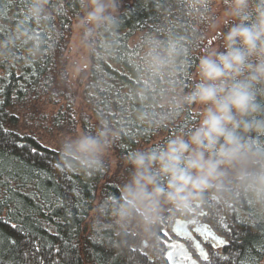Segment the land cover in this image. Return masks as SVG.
<instances>
[{
	"label": "clouds",
	"instance_id": "9594fccd",
	"mask_svg": "<svg viewBox=\"0 0 264 264\" xmlns=\"http://www.w3.org/2000/svg\"><path fill=\"white\" fill-rule=\"evenodd\" d=\"M63 2L29 0L22 17L7 25L11 34L0 38V59L11 60L18 47L32 60L46 55L44 33ZM78 4L80 46L90 56L110 55L121 27L120 0ZM189 6L197 19L210 18L194 71L188 36L146 34L129 95L145 107L135 118L150 130L169 127L186 111L196 113V123L131 152L119 195L99 201L92 213L94 228L110 225L122 241L133 232L153 250L161 225L177 218L201 210L230 213L245 202L264 212V0H190ZM122 134V126L101 116L92 132L62 135L58 168L85 176L106 172L116 164L112 149Z\"/></svg>",
	"mask_w": 264,
	"mask_h": 264
},
{
	"label": "trees",
	"instance_id": "16d2710c",
	"mask_svg": "<svg viewBox=\"0 0 264 264\" xmlns=\"http://www.w3.org/2000/svg\"><path fill=\"white\" fill-rule=\"evenodd\" d=\"M189 2H128L120 11L121 27L111 54L90 56V67L78 83L82 87L80 110L76 106L77 90L73 93L60 75L63 68L58 60L68 43L71 24L80 13L78 0H64L62 14L44 33L47 54L41 59L32 60L19 47L11 52V60L0 59V264H37L31 253L34 245L42 244L67 247V264H166L164 232L170 236L171 244H189L196 252L176 230L181 218L171 225H161L153 258L131 251L137 249L135 233H126L127 238L122 241L110 225L101 230L94 228L92 222L95 205L110 195H119L121 184L131 172L124 163L131 152L153 144L151 137L155 142L196 123V113L186 111L169 127L150 130L135 118V113L145 107L129 95L130 86L141 72L142 38L146 34L162 39L169 34L188 36L192 44L187 58L194 71L209 21L197 19ZM28 4L29 0H0V38L11 34L7 25L22 17ZM138 32L142 33L139 38ZM190 83L186 80L184 86ZM152 107L156 108L155 102ZM101 116L123 127L122 138L112 149L115 166L94 176L56 167L60 137L74 134L79 128L94 131ZM58 120L63 122L59 126ZM19 144L25 146L21 148ZM32 148L43 155L32 153ZM200 212L202 222L218 230L224 242L219 250L208 243L210 261L196 252L200 264H264V212L250 202L221 215ZM20 228L28 235H21ZM57 233L63 239H58ZM12 240L20 246L18 251ZM143 244L141 241L139 247ZM25 253L29 255L25 257ZM36 255H45V251ZM53 259L65 264L55 252ZM44 264H48L46 258Z\"/></svg>",
	"mask_w": 264,
	"mask_h": 264
},
{
	"label": "flooded vegetation",
	"instance_id": "af4514ba",
	"mask_svg": "<svg viewBox=\"0 0 264 264\" xmlns=\"http://www.w3.org/2000/svg\"><path fill=\"white\" fill-rule=\"evenodd\" d=\"M130 1H132V0H124L123 2H121V4H119L120 11ZM141 35H142V33L138 32L136 34V37L139 38ZM150 139L154 143L155 138L151 137ZM200 215H201V212L199 211L198 213H195L192 216V218H190V219L181 218L180 221H183L187 225L189 231L192 234L190 237H184V238H186L187 240L190 241V244L194 246L196 252H198L199 255L202 257L198 248L195 246L194 241L201 242L205 246V248L207 249V252H208V243L209 244L211 243L216 250H219L222 248V244L220 243L222 236L218 230L210 229V227L208 226L207 223L202 222V220L199 218ZM135 241L137 244V251L138 252L145 253L149 258H153L155 256L154 253L157 252V250H153V248L150 247V244L148 242L142 241L144 243L143 247H139V244L141 243V241H139L136 237H135ZM165 242L167 244L170 242V236L169 235L166 237ZM178 246L179 247H175V248H169L167 246V248H165V250H163L164 259H165L166 264H177V263L178 264L179 263L191 264V262H193L195 264H200L199 263L200 260L195 257L196 252H194L189 247V244L183 243V244H179ZM169 252H171L172 256H173V259L171 261H169L167 259V255ZM202 259H203V257H202Z\"/></svg>",
	"mask_w": 264,
	"mask_h": 264
},
{
	"label": "rangeland",
	"instance_id": "374dc122",
	"mask_svg": "<svg viewBox=\"0 0 264 264\" xmlns=\"http://www.w3.org/2000/svg\"><path fill=\"white\" fill-rule=\"evenodd\" d=\"M123 1L124 0H120V4ZM79 15L80 13H78L77 17ZM75 20L76 18L73 20L69 30L68 43H65V45L63 46L61 50V56L60 58H58V60L61 61L63 68L60 75H62V78L68 81L70 88L72 87L73 93H76L77 90L76 106L80 110L83 108L82 87H79L78 83H81V81H83L85 73L90 67V55H88L85 50L80 46V34L76 29ZM208 21L210 23V18L208 19ZM209 34L210 28L208 24L206 26L205 33L203 32L202 34L204 40H202L201 50L207 47L208 41L206 38Z\"/></svg>",
	"mask_w": 264,
	"mask_h": 264
},
{
	"label": "snow or ice",
	"instance_id": "6c2138e0",
	"mask_svg": "<svg viewBox=\"0 0 264 264\" xmlns=\"http://www.w3.org/2000/svg\"><path fill=\"white\" fill-rule=\"evenodd\" d=\"M62 123H63L62 121H59V120H58V126H59L60 124H62ZM5 131H7V130H5ZM17 146L23 148L25 145H23V144H19V145H17ZM31 151H32V153H34V154H37V155H43L42 153H37V149H36V148H32ZM56 167H59V165H56ZM3 223H8V221H4ZM11 227H13L14 229L16 228L15 225H11ZM18 231L20 232L21 235H24V236H27V235H28L27 233H25V231H24L23 228L18 229ZM56 235H57V238H58V239H63V238L60 236L59 233H57ZM163 235H164L165 237H167V236H168V233H167V232H164ZM28 242L31 243L30 240H29ZM11 243H12V245H13V246L17 249V251H18L20 246L16 244V241H15V240H12ZM220 243H224V242H223V241H220ZM167 246H168L169 248L179 247L178 245H173V244H171L170 242L167 244ZM42 249L45 251V255L37 256L36 254H37V253H40ZM131 251L136 252L137 249H131ZM53 252H55L57 255H59L61 258H63V260L65 261V264H67V262H68V260H69V253H68V248H67V247H65L64 249H60V248L56 247L55 244H42L41 247H36V246L34 245V250H33V252L31 253V255H32L34 258H36V260H37V264H44V260H45V258L48 260V264H59V261H58V260L53 259ZM28 255H29L28 253H25V254H24L25 257H27ZM201 255H202V257H203V260H205V261H210V257H209L207 254L201 252ZM167 259H168L169 261H171V260L173 259V256H172V253H171V252L168 253V255H167ZM22 264H23V261H22Z\"/></svg>",
	"mask_w": 264,
	"mask_h": 264
},
{
	"label": "water",
	"instance_id": "95a60500",
	"mask_svg": "<svg viewBox=\"0 0 264 264\" xmlns=\"http://www.w3.org/2000/svg\"><path fill=\"white\" fill-rule=\"evenodd\" d=\"M176 230L183 237H190L192 235L191 232L189 231L187 225L183 221L178 222V224L176 225ZM194 244L198 248L200 253L203 252V253L208 255L207 249L205 248V246L201 242L194 241ZM179 264H181V263H179ZM191 264H195V263L191 262Z\"/></svg>",
	"mask_w": 264,
	"mask_h": 264
}]
</instances>
